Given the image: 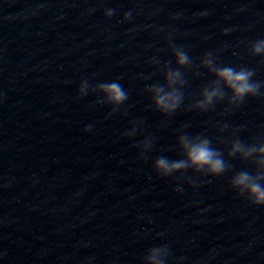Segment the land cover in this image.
Listing matches in <instances>:
<instances>
[{"label":"clouds","instance_id":"obj_1","mask_svg":"<svg viewBox=\"0 0 264 264\" xmlns=\"http://www.w3.org/2000/svg\"><path fill=\"white\" fill-rule=\"evenodd\" d=\"M264 51V39L258 40L253 45V53L259 54ZM178 62L185 64L188 62L189 57L183 51H178ZM215 74L218 78L224 80L229 88L233 92V97L236 100H243L245 96H255L259 91L260 84L252 82L251 77L253 72L246 68H240L239 70L233 67H223L215 69ZM170 77L173 75L178 76L179 73H170ZM98 89L102 91L107 101L113 105H119L123 101L127 100L128 94L124 88L118 82L102 83L99 84ZM84 90L82 86L81 91ZM158 93H162L163 89L158 88ZM218 94V90H213L207 93L206 103H210L212 98ZM180 97L173 93H166L158 95L156 98V105L164 112H170L175 110L179 106ZM91 125L85 128V131H90ZM180 148L183 152V159L169 160L167 157H158L154 162V168L158 174L163 177L170 176L172 173L186 170L189 167L194 168L197 172L206 170L209 175L219 176L223 174L227 169L222 153L211 147V141L207 138L201 139L200 137L190 138L187 135L179 138ZM257 151L254 147H246L241 141L237 140L233 144L229 155L235 156L237 152L243 153L246 158L253 152ZM260 153H264V147H260L258 150ZM261 179H264V174L253 175L247 171H241L235 174L231 180V186L234 189H238V195H244L247 193L246 198L253 205H264V185L259 183ZM179 191V189H176ZM153 253L161 251L159 247L151 250Z\"/></svg>","mask_w":264,"mask_h":264}]
</instances>
